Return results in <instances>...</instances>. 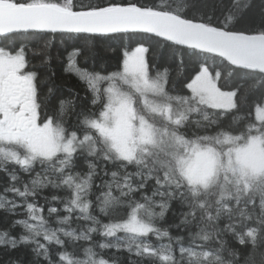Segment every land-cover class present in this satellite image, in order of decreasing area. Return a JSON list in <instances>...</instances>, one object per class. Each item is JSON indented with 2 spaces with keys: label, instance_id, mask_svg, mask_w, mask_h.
<instances>
[{
  "label": "snow or ice",
  "instance_id": "1",
  "mask_svg": "<svg viewBox=\"0 0 264 264\" xmlns=\"http://www.w3.org/2000/svg\"><path fill=\"white\" fill-rule=\"evenodd\" d=\"M144 34L171 65L143 43L89 65ZM0 37L23 38L0 44V264H264V0H0Z\"/></svg>",
  "mask_w": 264,
  "mask_h": 264
},
{
  "label": "trees",
  "instance_id": "2",
  "mask_svg": "<svg viewBox=\"0 0 264 264\" xmlns=\"http://www.w3.org/2000/svg\"><path fill=\"white\" fill-rule=\"evenodd\" d=\"M76 3H92V4H98V3H107L108 0H74ZM117 2H121V0H117ZM124 2H127V0H124ZM141 3L147 2V3H156V4H161V3H174V4H180L182 0H140ZM22 37H17L12 40H5L3 37H0V44L3 45H14L18 43L20 40H22ZM33 38H29L28 41H25L26 43L31 44ZM45 40H54V46L52 48V56H53V61H52V69L56 72V83L61 86V90L64 93V95L68 94L69 89H75L80 92V96L84 97L85 92L83 89H81L78 85H76L75 81L73 79L68 78L64 74H62V69L61 65L64 60V50L69 49L70 50V45L72 43H75L70 36L68 35H60L56 34L54 37L53 36H48L44 38ZM38 44L44 43V40H38ZM81 43H83L81 41ZM143 43L146 47L151 48V52L149 53V59L150 62L154 66L158 65H163L165 63L171 65L174 60V54L173 51L170 49H164L161 50L160 45L156 43L155 40L150 39L147 34L144 35H136V36H123V38H120L118 35L114 39L110 40H104L100 41L96 45V55L94 59H91L89 61L90 66H94L98 71L100 70H106V71H115L116 66L119 62H121V57L122 53L126 50L129 49H134L138 44ZM176 56H179L180 53H176ZM184 59H185V68L186 71H191L195 66H196V61L197 58L194 56H191L190 54H183ZM29 58L31 59L32 56L29 54ZM39 62V60H37ZM209 64L212 65L213 61L209 60ZM218 66V70L222 71L225 75V78L221 80V84L225 85V90H228V85L232 83L231 78L228 77V69L224 68L223 66L219 65V62H216ZM40 75L42 78V81L47 78V71L44 69L40 70ZM41 87L43 88V83L41 84ZM18 168V166H17ZM19 175L23 179L28 178V174L18 172ZM2 173H0V177H2ZM97 183H99L97 181ZM6 195L8 196L9 199H11L10 194H6L3 191V186L0 184V196ZM39 203L41 205L44 204L43 200H40ZM46 215V214H45ZM102 222L106 223L107 220L101 217ZM84 223H89L90 222H77L75 219L70 223V225H64L63 227L65 228H72V229H79V227L83 226ZM50 226L53 228L59 227L54 219L50 220ZM95 235V234H94ZM173 235H176L175 232H173ZM96 239H101L99 236L95 237ZM152 243H156V238H152ZM166 242V241H165ZM84 242H78V244H83ZM187 243V241L185 242ZM67 250L69 252L75 251L76 254L80 259H84L82 249L77 246L75 249L73 247H68Z\"/></svg>",
  "mask_w": 264,
  "mask_h": 264
}]
</instances>
